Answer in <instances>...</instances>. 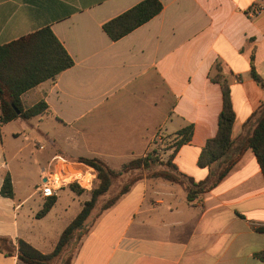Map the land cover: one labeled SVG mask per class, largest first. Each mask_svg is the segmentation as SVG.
<instances>
[{"label": "crops", "instance_id": "crops-1", "mask_svg": "<svg viewBox=\"0 0 264 264\" xmlns=\"http://www.w3.org/2000/svg\"><path fill=\"white\" fill-rule=\"evenodd\" d=\"M141 1L0 0V46L49 27L74 60L73 67L21 97L26 108L47 103L48 112L36 118H54L65 130L59 139L41 130L40 122L34 125V118L0 121V237L13 245L11 255L0 252V264H24L17 256L19 239L52 252L83 205L57 240L47 243L36 216L47 199L38 190L42 171L56 161L74 163L50 151L46 167L37 163L39 183L27 190L34 165L23 153L30 142L40 154L47 147L36 136L20 146L22 135L39 132L66 150L75 142V151L118 162L151 152L158 136L177 141V132L192 126V139L172 162L200 182L218 168L198 161L217 134L224 88L235 113L231 138L250 134V119L264 103V90L251 78L254 68L264 79V0H159L160 14L112 41L103 25ZM173 151L162 153L161 161ZM6 176L12 197L1 193ZM56 196L51 211L60 203L59 191ZM261 253L264 175L248 149L217 186L192 203L178 184L137 183L96 221L72 264H264Z\"/></svg>", "mask_w": 264, "mask_h": 264}, {"label": "trees", "instance_id": "trees-1", "mask_svg": "<svg viewBox=\"0 0 264 264\" xmlns=\"http://www.w3.org/2000/svg\"><path fill=\"white\" fill-rule=\"evenodd\" d=\"M162 9L163 4L159 0H143L106 22L103 30L112 41H118L156 17ZM73 66V58L49 27L0 46L1 123L7 124L18 118L30 120L46 114L49 107L44 100L26 108L22 95L45 81L54 80L60 73ZM251 78L264 90V79L254 68ZM223 94L224 107L219 118L217 134L208 140L198 161L201 167H213L218 164L216 172L207 180L196 182L181 173L172 162L178 149L192 139V126L177 132L178 139L173 147L174 151L166 161H161L155 149L144 156L129 160L119 170L113 169L106 161L97 157L79 158L78 163H83L95 171L90 198L83 203L79 214L63 230L52 252L42 253L27 241L19 239L18 259L24 264H72L81 240L96 221L143 180H162L178 184L187 192V201L192 203L201 200L206 192L217 186L248 149L255 154L264 175V103L250 119H254L250 134L239 141L233 140L231 134L235 113L227 87L223 89ZM115 184L119 187L118 191L103 200ZM69 188L78 195L85 192L77 184H71ZM1 193L5 197L13 196L10 176L5 177ZM56 202L57 196L47 198L36 216L44 218ZM0 252L5 255L12 254L13 245L8 238L0 237ZM257 256L264 260V253Z\"/></svg>", "mask_w": 264, "mask_h": 264}, {"label": "rangeland", "instance_id": "rangeland-1", "mask_svg": "<svg viewBox=\"0 0 264 264\" xmlns=\"http://www.w3.org/2000/svg\"><path fill=\"white\" fill-rule=\"evenodd\" d=\"M40 118H34L32 122L34 125H36V123L41 124L40 129L43 130L45 133L48 134V136H51L52 138H58L59 136L62 135L64 133V129L60 126H58L55 123L54 118H50V119H46L44 118L43 120H39ZM15 128V125H13L11 127ZM35 131V130H34ZM37 134H32L31 136L28 135V137H25V135H22L21 137H19L16 141V143L18 145H26V143H28L31 139H33L34 136H36L33 140H37V142H40L42 144H46L47 150L42 154L34 152V148H33V142L31 144V147L29 149H27L23 155L27 158V155H30L29 157V161L32 163V165H34V169L31 171V175H30V182L27 184V186L25 188H30L27 190H34V188L36 187V185L39 183L40 178H38L37 175V163L38 161L41 162V167H46L48 165L47 161H45V157L49 154L50 151H54L56 152L57 156L60 157L62 156L63 158L73 162V165H69L70 166V170H72L71 172H73V166L74 165H79V166H83L84 171L90 172L91 170L88 169L85 164L83 163H78L77 160L79 158H100L103 159L101 157H99L98 155L94 154H88L86 153V151H75V148H78V145H75V142H72L71 146L69 147V150H66L63 146H59V145H54L52 146L50 143L49 138H47V136L42 137L40 135L39 132H36ZM155 147L154 149L157 151L159 157L160 155H162V153H164L165 151L172 149L174 150V145L176 143V140L172 137H166V136H162L159 138L156 137L155 139ZM41 145H39L40 148ZM91 146L94 148H98V146H94L93 144H91ZM100 148V147H99ZM73 149L72 152H70V150ZM101 149V148H100ZM102 151L104 150V152H107V150L105 149H101ZM64 152V153H63ZM63 154V155H62ZM60 155V156H59ZM104 160V159H103ZM105 161V160H104ZM129 161V160H128ZM128 161H118L116 162V158L115 159H110L108 161H106L113 169H121L122 165ZM54 163H59V161H56ZM67 165V164H66ZM72 166V167H71ZM95 172V171H94ZM73 174V173H72ZM90 179L91 175H87L85 177V179ZM94 186V185H93ZM83 189V188H82ZM119 189L118 185L115 184L114 187L112 188V191L110 192V194H107L106 196L103 197V200H107L108 198L111 197V195H113L115 192H117ZM85 190V189H84ZM92 190V189H91ZM91 190H85V192L82 195H78L75 194L74 192H72L70 190V188H64L63 190L59 191V196L61 200L60 203L56 206L55 209H53L45 218L40 219V224H37V227L39 225V231H43L46 233L47 235V243H52L54 242V240H57L58 235L60 234V232L63 230V228L65 227V225L67 224V222H69V220L71 218H73L75 216V214H77L79 208L81 207V205L90 198V192ZM98 209H96L97 211Z\"/></svg>", "mask_w": 264, "mask_h": 264}, {"label": "built area", "instance_id": "built-area-1", "mask_svg": "<svg viewBox=\"0 0 264 264\" xmlns=\"http://www.w3.org/2000/svg\"><path fill=\"white\" fill-rule=\"evenodd\" d=\"M66 164L70 165V163H67L66 161L50 163L49 167L42 171V179L38 190L44 198L56 196L58 191L65 187H69L71 184H77L85 190H91L93 188L96 176L93 169H90V172H83V178L87 175H91V178L85 183L78 178L72 179L71 171H67L64 168V165Z\"/></svg>", "mask_w": 264, "mask_h": 264}, {"label": "bare ground", "instance_id": "bare-ground-1", "mask_svg": "<svg viewBox=\"0 0 264 264\" xmlns=\"http://www.w3.org/2000/svg\"><path fill=\"white\" fill-rule=\"evenodd\" d=\"M72 167V166H71ZM64 168L67 170V171H72V170H70L69 169V165H64ZM73 172H71V173H73L72 174V179H75V178H78V179H81V180H83L85 183L89 180V179H85V177L83 178L82 177V174H83V172H84V168H83V166H79V165H74L73 166Z\"/></svg>", "mask_w": 264, "mask_h": 264}]
</instances>
